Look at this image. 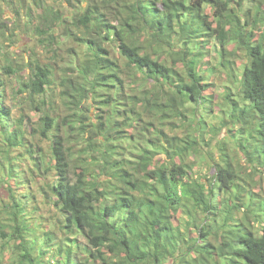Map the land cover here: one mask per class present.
<instances>
[{
  "label": "trees",
  "instance_id": "16d2710c",
  "mask_svg": "<svg viewBox=\"0 0 264 264\" xmlns=\"http://www.w3.org/2000/svg\"><path fill=\"white\" fill-rule=\"evenodd\" d=\"M0 13L15 21L11 30L0 20V186L10 192L0 236L18 250L9 264L44 262L33 236L44 224L28 212L39 197L56 211V228L42 232L54 264H264V204L248 200L233 216L243 186L229 152L205 162L209 185L194 168L213 149L202 146L199 104L217 43L240 97L226 92L229 117L213 136L237 122L250 130L255 150H240L262 189L264 0H0ZM21 22L42 48L27 59L29 48L5 43L22 39ZM54 46H66L72 66L59 65Z\"/></svg>",
  "mask_w": 264,
  "mask_h": 264
},
{
  "label": "rangeland",
  "instance_id": "374dc122",
  "mask_svg": "<svg viewBox=\"0 0 264 264\" xmlns=\"http://www.w3.org/2000/svg\"><path fill=\"white\" fill-rule=\"evenodd\" d=\"M249 6V2H246V4L244 5V7L242 8V11L247 8ZM27 8V5H25V9ZM6 12L9 15V12L12 13L11 8L9 6L6 7ZM71 10L68 8H66L65 13L66 16L71 14L70 13ZM6 14H1L0 13V20H4L8 26L9 29L12 30V28L15 27V21L13 20V17L11 15V17H9ZM39 24V22H38ZM21 25V33H22V39L17 41L16 44H12L10 40L5 41V43L9 44V45H13V48L18 47L19 51L18 53L21 51V48H24L25 46L27 48L30 49L29 53H25L23 51V56L20 54V58L22 57H27L32 54V50H36V51H42V48H40L38 46V44H40L38 42V40L34 39L32 36H30V32H27L26 29H24V24L23 22L20 23ZM213 43V42H212ZM66 46H63V48L58 49L54 46V54L58 52V60L60 62L59 65L61 66H67V65H73L72 61H73V56H71L70 54H68V51L65 48ZM219 44L214 43V46H210L211 49V54L208 57V59H206L203 63H202V69L205 71L206 75L208 76V84L205 85L206 88V93H208L209 97H206L208 99H203L201 101V103L199 104L200 107V127L203 130L204 133H201V141H202V146H205V151L208 148V146H212L213 149H209L206 153L205 156L203 155L202 158L200 157H196V160L194 162V168H199L197 169L199 172H195V174L197 175V177L205 182L207 185H209V183L211 182V179L213 178V170L214 168L213 165H206L205 162L206 161H210L208 164L211 163V161H217V162H222L221 160V152H223V154L229 152L230 154V158L227 157V159L233 161V163L235 164L236 168H237V172L239 173L238 176V183L240 185L243 186L242 190H241V194L240 196L241 201V207L234 210L233 212V216H235L236 218L238 217H243V213H244V209H245V204L247 203V201L249 200V202L251 203L254 199H259V204H264V200L261 199V197H259V195H254L253 197H251L249 195V198L247 196L249 191H254L259 192L260 195L262 197H264V181H259V184L262 185V189H258L259 187H255V183L253 182V179L255 178V175L252 174V168L249 166L250 164H248V159L246 158V156L244 155L243 152H241L242 150H240L242 147L246 148L249 147L251 151L254 152L255 150V146H254V138L255 136L253 134H251L249 129H243L242 126L240 125L239 122L237 123H231L230 125H227L224 127V130H222L221 134L218 135L217 138L219 139H214L215 134H217L216 132H212L215 130L216 126H220V121L221 118L229 117V114L227 115V113L225 111H229L230 110V104L229 101L230 99L228 98V100L225 99V94L228 91L229 93L233 90L232 93H234L233 97H240L239 96V89H236L235 86L233 85L234 83H229L225 82L226 80V68H224L223 66H221L220 62H221V57L219 55ZM232 46L229 45L227 46L228 49H230ZM117 48V47H116ZM116 48H114L116 57H122V55L119 53L118 50H116ZM62 52H61V51ZM240 52V50H239ZM25 53V54H24ZM244 54V53H243ZM74 55H76L74 53ZM233 58V57H232ZM122 60V59H121ZM120 60V62H121ZM122 63V62H121ZM179 68L177 65H174V69L176 71L177 68ZM214 67V69H213ZM234 72H236V78H240L241 77V71L240 70H235ZM60 80V79H59ZM59 80L57 81V91L59 89H62L63 87H61L59 85ZM229 84L230 87L227 88V85ZM240 91V90H239ZM7 103L12 107V109H14V111L16 112L17 115H19L21 112V105L19 104H13L11 102L10 99V95L12 94V87H9L7 89ZM211 94L214 96V98L211 99ZM29 113V115L26 117V119L30 118L32 120H36L39 117V114L35 113V112H31V111H26V113ZM25 119V120H26ZM258 124V123H257ZM258 126V125H257ZM169 131V130H168ZM176 133H178L181 136H185L183 130L181 128H177L176 129ZM211 143V145H210ZM258 143V142H257ZM42 144L44 145V147L48 146L49 144L47 143V141H43ZM214 144H219V147H214ZM226 145V146H225ZM225 146V147H224ZM258 147V144H257ZM262 154V153H261ZM262 156L264 157V154H262ZM206 157V159H205ZM232 165L233 163L230 162ZM256 162L252 163L251 166H254ZM198 166V167H197ZM201 168V170H200ZM70 176L71 178H74V168L71 167L70 168ZM195 177V176H194ZM235 184L233 191L234 192H238L240 185L239 184ZM10 196V192L9 190H7V185H1L0 186V198L5 199V201L7 200V198H9ZM257 196V197H256ZM22 198V197H21ZM23 199V198H22ZM223 199V197H222ZM235 200V198H233ZM1 204V201H0ZM39 207L38 210H33V204H29V208H28V212L32 213L33 215V219L30 220V224L31 225H35L38 222H42L44 224V227L40 228L39 227V231L35 232L33 234L34 237H37L38 240H42V243L40 242L38 245V248L41 251L46 250L45 253L42 255V257L44 258V262L41 264H54V261L56 262V257H54V255L52 253H50L51 251L47 248V246H44L45 241L43 240L42 237V232H44L45 230H51L54 231V229L56 228L55 225V221H56V214H55V208L52 205H44L43 202L41 201L40 197L37 199V203H36ZM7 216L5 214V211L2 210V207H0V221L2 219H4V217ZM42 216V217H41ZM39 220V221H38ZM37 225V224H36ZM255 225L257 226L258 223L256 222ZM76 239L78 241L79 245H82L81 248L83 249V246L87 245V239L85 238V236H83V234H76ZM50 242H48L49 244ZM17 246V245H16ZM18 248H21L19 246H17ZM18 252V250L14 247V244L9 242L8 238H4L0 236V259H2L3 264H9V262H13L14 260V256L15 253ZM82 252L77 251L75 254V257H79L82 256Z\"/></svg>",
  "mask_w": 264,
  "mask_h": 264
}]
</instances>
